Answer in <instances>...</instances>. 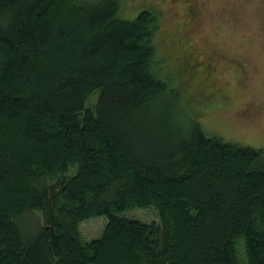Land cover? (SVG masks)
I'll return each instance as SVG.
<instances>
[{"label":"trees","instance_id":"1","mask_svg":"<svg viewBox=\"0 0 264 264\" xmlns=\"http://www.w3.org/2000/svg\"><path fill=\"white\" fill-rule=\"evenodd\" d=\"M122 7L0 0V264H264V148L206 134Z\"/></svg>","mask_w":264,"mask_h":264},{"label":"rangeland","instance_id":"2","mask_svg":"<svg viewBox=\"0 0 264 264\" xmlns=\"http://www.w3.org/2000/svg\"><path fill=\"white\" fill-rule=\"evenodd\" d=\"M189 1L196 7L197 19L186 27L183 0H121V15L134 18L147 7L157 8L160 16L154 39L161 56L180 53L177 38L190 47V63L209 56L215 66L213 84L218 89L214 97H205L206 86L198 79L191 83L187 65L183 69L171 56L164 59L163 70L172 79V91H177L175 86L181 90L182 106L206 134L264 148V0ZM217 97L221 99L215 100ZM95 100L94 95L89 104ZM125 214L142 221L160 220L155 208H134ZM106 222L105 215L83 221L80 228L85 239L98 237Z\"/></svg>","mask_w":264,"mask_h":264},{"label":"flooded vegetation","instance_id":"3","mask_svg":"<svg viewBox=\"0 0 264 264\" xmlns=\"http://www.w3.org/2000/svg\"><path fill=\"white\" fill-rule=\"evenodd\" d=\"M184 4L186 6V16L184 17L185 19V27L186 24H194V22L197 19V12H196V7L191 4L189 0H183ZM183 23V22H182ZM182 24V32L185 34V27ZM177 46L176 49L180 50V53L177 54L176 52L172 51L169 52V54H166L167 57H173V59H176L178 61V64L181 66L183 69L186 68L188 70V76H190L189 79H191V83H195V80L198 79V83L201 84L202 86H206V90L204 91L206 93L205 97L211 98L214 97L215 93L218 92L217 87L213 84L215 82V66L213 65L212 59L208 57H202V59H194L192 63L189 62V54H190V47L187 45H182V41L177 38ZM187 65L184 66L183 65ZM196 75V76H195ZM195 76V78H194ZM221 99L220 97H217L215 100Z\"/></svg>","mask_w":264,"mask_h":264}]
</instances>
